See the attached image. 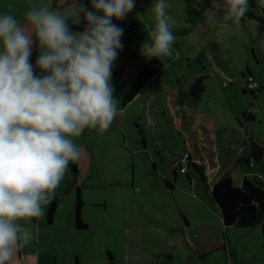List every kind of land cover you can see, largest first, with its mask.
I'll return each instance as SVG.
<instances>
[{
	"label": "rangeland",
	"instance_id": "obj_1",
	"mask_svg": "<svg viewBox=\"0 0 264 264\" xmlns=\"http://www.w3.org/2000/svg\"><path fill=\"white\" fill-rule=\"evenodd\" d=\"M32 2L67 13L70 25H86L83 13L77 22L73 7L93 10L92 0ZM134 2L123 20H112L124 30L112 67L120 76L110 81L118 115L103 134L86 129L75 138L81 150L77 173L68 171L57 188L61 200L50 224L45 214L22 222L38 239L21 249L13 264H108V252L114 264H264L261 225L223 228L210 197L211 183L192 168L190 181L179 169L173 181L170 170L186 152L185 118L205 113L216 129V174L230 173L233 166L234 186L244 175L264 177V30L258 34L259 21L249 6L237 30L231 22L211 25L209 15L219 18L222 13L210 3L192 22L195 15L189 11L200 10L206 0H164L174 55L160 60L162 69L123 105V95L147 60L141 47L150 43L148 34L156 24L157 0ZM9 4L23 21L28 0H0V14L9 11ZM35 62L34 74L44 75ZM249 74L259 88L253 95L241 91ZM200 76L204 91L199 100L178 105L176 99ZM175 118L180 131L172 127ZM250 140L263 151L249 164ZM77 188L85 229H76L72 219Z\"/></svg>",
	"mask_w": 264,
	"mask_h": 264
},
{
	"label": "clouds",
	"instance_id": "obj_2",
	"mask_svg": "<svg viewBox=\"0 0 264 264\" xmlns=\"http://www.w3.org/2000/svg\"><path fill=\"white\" fill-rule=\"evenodd\" d=\"M222 13L211 25L231 22L237 30L249 0H210ZM0 14V264H13L17 253L38 239L24 223L39 220L69 170L81 158L74 142L84 130L106 132L118 115L111 85L113 62L122 49L123 20L134 0H92V11L73 7L86 28L70 31L69 15L28 0L23 21ZM155 28L141 47L146 59L174 55L164 0L154 6ZM33 38L39 55L34 74L29 62Z\"/></svg>",
	"mask_w": 264,
	"mask_h": 264
},
{
	"label": "trees",
	"instance_id": "obj_3",
	"mask_svg": "<svg viewBox=\"0 0 264 264\" xmlns=\"http://www.w3.org/2000/svg\"><path fill=\"white\" fill-rule=\"evenodd\" d=\"M209 3L210 0H206V2L201 5L200 10L189 11L195 15L192 22L195 23L198 20L201 11L206 8ZM248 6L252 10L249 14L257 17L259 21L257 28L258 34H260L264 30V0H249ZM255 13L260 14V16ZM68 26L70 31L74 33L83 32L86 28V25L68 24ZM35 59L36 54L32 52L29 57V62L32 64L35 62ZM162 67L163 64L160 60L156 58L147 59L132 81L128 91L123 95V105L128 104L138 94L144 84L156 75ZM119 76L120 71L112 69L111 78H118ZM203 78V76H200L195 79L189 86L187 92L181 93V97L176 99V103L181 106H184L185 102H187V104L196 103L204 91ZM250 78L253 80L249 74L241 91L253 95L259 91V88L257 86H249ZM167 103L168 109L172 111L169 101H167ZM243 115H245V113H243ZM184 126H186L187 134L184 140L186 152L181 156L180 161H174L170 165L173 181L176 180L177 169H179L180 173L185 174L190 181L191 177L188 173V169L192 168L203 181L211 183L209 191L210 197L218 207L223 228H248L260 224L262 232L264 233V177L261 175H244L238 186L233 185L232 178L228 174L222 175L216 179V173L218 171L215 140L216 129L211 115L201 113L192 120L187 121L185 119ZM172 127L174 130L180 131L182 129L180 120L177 118L173 119ZM249 145V158L251 159V163L252 161H258L263 148L259 147L251 140ZM77 163L78 162L69 165L68 171L74 176L77 173ZM181 169H184V171L182 172ZM164 182L169 187L173 186V182L170 179L165 178ZM60 200L61 198L56 195L55 199L46 206L45 219L47 224L52 222ZM81 206L82 201L79 189L77 188L72 216L76 229L86 228V224L80 217ZM107 255L109 260L108 264H114L112 255L109 252Z\"/></svg>",
	"mask_w": 264,
	"mask_h": 264
},
{
	"label": "crops",
	"instance_id": "obj_4",
	"mask_svg": "<svg viewBox=\"0 0 264 264\" xmlns=\"http://www.w3.org/2000/svg\"><path fill=\"white\" fill-rule=\"evenodd\" d=\"M187 121H189V120H192L193 118H191V117H189V118H185ZM216 140V139H215ZM254 143V142H253ZM257 145V144H256ZM231 168H232V170H231V172L230 173H227L228 175H230L231 176V178L233 177L232 176V172H233V170H234V168H233V166H231V165H229ZM226 167V166H225ZM228 167V166H227ZM219 168V167H218ZM225 170L226 169H224V170H222L221 171V173H219L217 176H216V179H218L220 176H222V175H225L226 173H225ZM218 215H219V212H218ZM220 217V216H219ZM223 250H224V247H221Z\"/></svg>",
	"mask_w": 264,
	"mask_h": 264
},
{
	"label": "built area",
	"instance_id": "obj_5",
	"mask_svg": "<svg viewBox=\"0 0 264 264\" xmlns=\"http://www.w3.org/2000/svg\"><path fill=\"white\" fill-rule=\"evenodd\" d=\"M250 84H249V86L250 87H254L256 84H255V82L253 81V80H251V78H250V82H249ZM251 162H249V164H250ZM181 171L183 172L184 171V169H181Z\"/></svg>",
	"mask_w": 264,
	"mask_h": 264
}]
</instances>
